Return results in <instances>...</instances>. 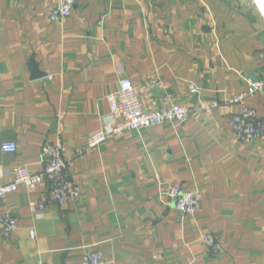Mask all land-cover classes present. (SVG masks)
I'll return each mask as SVG.
<instances>
[{
  "label": "crops",
  "instance_id": "0c3cea01",
  "mask_svg": "<svg viewBox=\"0 0 264 264\" xmlns=\"http://www.w3.org/2000/svg\"><path fill=\"white\" fill-rule=\"evenodd\" d=\"M55 4L0 0V144L17 143L0 149V184L16 165L41 172L44 148L59 144L78 195L56 205L41 183L1 197L0 212L17 220L9 238L0 233L1 263L81 264L98 252L107 264H264V142L240 141L230 126L240 107L230 98L264 69L252 1L74 0L63 24L49 19ZM122 77L145 111L178 103L186 120L90 148ZM244 101L264 117V83ZM175 183L201 192L193 215L170 202Z\"/></svg>",
  "mask_w": 264,
  "mask_h": 264
},
{
  "label": "built area",
  "instance_id": "2783aa9c",
  "mask_svg": "<svg viewBox=\"0 0 264 264\" xmlns=\"http://www.w3.org/2000/svg\"><path fill=\"white\" fill-rule=\"evenodd\" d=\"M259 15L264 19V0H251ZM74 0H56V4L49 12V19L57 24H63L71 14ZM259 80L249 83L245 93L230 98V102L239 103L238 112L230 118V126L236 138L240 141L264 142V117H258L254 108L245 103V97L253 95L261 89L264 83V69ZM190 91L196 89L190 86ZM112 120L104 123L98 130L87 138V146L92 148L114 136L126 131H138L144 127L162 124L165 121L182 122L186 120L189 110L186 106L172 103L169 107L154 111H145L135 91L131 80L122 77L118 81V89L107 97ZM209 112L210 108L205 107ZM0 149L4 153H14L17 143L11 140L2 141ZM43 169L33 173L27 167L16 165L11 169V181L0 184V198L17 190L19 187L35 188L41 183L48 185V198L56 205H62L68 198L78 195L76 188H71L66 174V161L59 144L47 145L43 150ZM1 176V172H0ZM167 196L172 205L180 212L193 215L199 207L202 194L199 190H187L181 184L175 183L168 187ZM44 209L42 202H31V212ZM17 228L15 215L8 210L0 212V233L9 238ZM34 232L30 230V237ZM200 241L214 254H222L224 247L216 234L203 232ZM0 264L1 261H0ZM35 264H43L37 261ZM81 264H107L98 252L87 253Z\"/></svg>",
  "mask_w": 264,
  "mask_h": 264
},
{
  "label": "rangeland",
  "instance_id": "374dc122",
  "mask_svg": "<svg viewBox=\"0 0 264 264\" xmlns=\"http://www.w3.org/2000/svg\"><path fill=\"white\" fill-rule=\"evenodd\" d=\"M98 130V129H97Z\"/></svg>",
  "mask_w": 264,
  "mask_h": 264
},
{
  "label": "water",
  "instance_id": "95a60500",
  "mask_svg": "<svg viewBox=\"0 0 264 264\" xmlns=\"http://www.w3.org/2000/svg\"><path fill=\"white\" fill-rule=\"evenodd\" d=\"M63 264V263H62Z\"/></svg>",
  "mask_w": 264,
  "mask_h": 264
}]
</instances>
